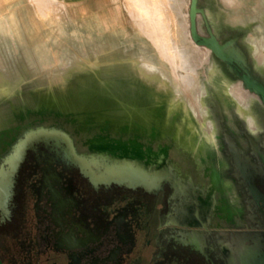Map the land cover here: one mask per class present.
<instances>
[{"label":"flooded vegetation","instance_id":"af4514ba","mask_svg":"<svg viewBox=\"0 0 264 264\" xmlns=\"http://www.w3.org/2000/svg\"><path fill=\"white\" fill-rule=\"evenodd\" d=\"M235 45L258 78L236 40ZM228 66L229 72L219 63L214 68L232 84L231 73L240 78L244 71L236 63ZM214 74L203 101L224 162L215 174L205 154L177 135L180 123L164 119L162 127L148 112L132 118L127 109L108 126L102 120L85 138L88 150L82 153L59 126L25 125L13 132L18 116L24 117L14 111L11 124L0 129L3 264H264V129L258 124L264 111L246 102L241 112ZM92 127L81 126L86 132ZM235 133L248 139L249 151ZM99 137L123 143H93ZM164 138L170 142L162 143ZM175 146L195 162L193 170L184 171L172 157ZM118 166L123 175L114 172Z\"/></svg>","mask_w":264,"mask_h":264},{"label":"rangeland","instance_id":"374dc122","mask_svg":"<svg viewBox=\"0 0 264 264\" xmlns=\"http://www.w3.org/2000/svg\"><path fill=\"white\" fill-rule=\"evenodd\" d=\"M232 1L198 0L203 10L196 17L198 32L208 35L209 27L221 42L235 38L253 73L264 82V0H236L237 8ZM190 5L191 0H0V129L9 126L14 111H19L24 117L18 116L13 132L25 125L59 126L85 153L84 140L98 131L103 115L127 105L131 115L126 117L148 112L162 127L164 119L172 125L180 123L177 135L209 161L212 135L220 150L203 101L214 73L216 84L227 85L241 112L246 102L249 109L263 111L264 104L234 71L232 84L218 75L216 63L228 72L229 66L193 40ZM143 63L154 66L147 65L151 68L147 73ZM159 69L171 73L175 82L170 87L161 83L165 77ZM137 98L141 100L134 108ZM93 111L99 116L90 120ZM258 124L264 129V123ZM92 125L89 132L81 128ZM234 135L249 151L248 139ZM255 138L260 141L259 135ZM178 149H170L172 157L184 171L193 170L195 162ZM225 163L229 183L230 154ZM194 173L197 180H204L200 171ZM231 229L238 228L228 226Z\"/></svg>","mask_w":264,"mask_h":264},{"label":"water","instance_id":"95a60500","mask_svg":"<svg viewBox=\"0 0 264 264\" xmlns=\"http://www.w3.org/2000/svg\"><path fill=\"white\" fill-rule=\"evenodd\" d=\"M198 0H191L190 5V31L193 40L198 44L205 47H208L212 50V52L224 61L226 64L232 66L234 63L238 64L240 68L243 69L244 74L240 75L241 80L244 83V86L256 93L260 96L262 101L264 102V83L260 81L258 78L254 77L252 72L250 71L248 65L246 64V60L236 51L231 48V45L235 41V38L227 40L225 42H220L216 35L213 33L212 29L208 27V35H202L198 32L196 17L199 12H203L197 6ZM107 180H113L118 182H126L123 179L116 178H106ZM0 264L3 262L0 259Z\"/></svg>","mask_w":264,"mask_h":264},{"label":"bare ground","instance_id":"6f19581e","mask_svg":"<svg viewBox=\"0 0 264 264\" xmlns=\"http://www.w3.org/2000/svg\"><path fill=\"white\" fill-rule=\"evenodd\" d=\"M224 1V0H223ZM232 1V0H231ZM236 1V0H235ZM235 1H232V2H230V3H233L234 4V2ZM240 2V1H239ZM235 5V4H234ZM234 7V6H233ZM235 7L237 8V6L235 5ZM201 9V8H200ZM262 37V36H261ZM264 37V36H263ZM262 41H263V39H262ZM262 41H261V43H262ZM257 42H259V41H257ZM236 45H235V41L233 42V44L231 45V48L234 50V51H236V52H238V48H236L235 47ZM262 46V45H261ZM260 46V47H261ZM208 48V47H207ZM208 49H210V48H208ZM210 51L212 52V50L210 49ZM258 52H260V51H258ZM257 52V53H258ZM262 54V53H261ZM150 64V63H149ZM149 64H144L143 63V65H149ZM153 66H154V64H152ZM152 65H149V66H152ZM175 66V65H174ZM173 66V68H175ZM178 66H180V64L178 65ZM141 67V66H140ZM148 67V66H147ZM172 68V69H173ZM148 69H151V68H147V73H148ZM176 69V68H175ZM159 70H162V72H161V74L163 73V75H164V77L165 78H163V81L161 82L163 85H166V86H171V83H173V80L174 79H172V77H171V73L168 71V70H166V69H159ZM154 71V70H153ZM171 71V70H170ZM146 72V71H145ZM174 72H175V70H174ZM147 73H145V75L147 74ZM154 74H155V72H153ZM150 74H152L151 72H150ZM144 75V74H143ZM142 75V76H143ZM149 75V74H148ZM172 75H174V74H172ZM151 76V75H150ZM150 78V77H149ZM177 77L175 76V79H176ZM186 79V78H185ZM181 80V79H180ZM174 82H175V80H174ZM176 83H177V81H176ZM180 83V82H179ZM183 83V82H182ZM185 83H186V81H185ZM175 85V84H174ZM177 85H179V84H177ZM181 85V84H180ZM186 85V84H185ZM187 85H189V82H188V84ZM191 85V84H190ZM182 86H184V85H182ZM181 87V86H180ZM179 87V88H180ZM190 87V86H189ZM189 87H186V88H189ZM192 87V86H191ZM186 88H184V89H186ZM180 89H182V88H180ZM183 89V90H184ZM189 89H192V88H189ZM189 89H186V90H184V91H188ZM178 92H179V90H178ZM177 92V93H178ZM179 94V93H178ZM180 96V95H179ZM178 97V96H177ZM128 99V98H127ZM138 100H141L140 98H137V102H135V104L133 105V107L135 108V107H137V106H139L138 105ZM191 101H192V98H191ZM194 101V100H193ZM196 102H198V101H196ZM191 103H193V102H191ZM194 104H195V102H194ZM193 105V104H192ZM126 107H122V109H114V108H112V109H110V111L108 112V113H105L104 115H103V117L104 118H101V120H104V122H106V123H109V125L110 124H112V123H110L109 121H110V119L113 117V118H117L118 116H121L122 114H123V112L125 111V110H127V105H125ZM129 106V105H128ZM130 106H132V105H130ZM193 107V106H192ZM191 107V108H192ZM206 107V106H205ZM206 109V108H205ZM242 109V108H241ZM68 111V110H67ZM56 113H61L62 114V112H64V111H62V112H58V111H55ZM66 112V111H65ZM69 112V111H68ZM37 113H43V111H41V110H37ZM190 114V113H189ZM99 116L98 115V113L97 112H95V111H93L92 113H91V118H90V120L91 119H94V116ZM193 115V114H192ZM189 117H190V115H189ZM192 120V119H191ZM195 121V120H194ZM199 121V120H198ZM93 123V122H92ZM116 123H119V122H116ZM220 123V122H219ZM122 123H120V125H121ZM205 125H207L206 123H205ZM206 127H208V126H206ZM199 128V127H198ZM211 128V127H210ZM209 127H208V129H209V131L211 132V134H214V131L212 130V129H210ZM258 129V128H257ZM256 129V130H257ZM255 130V129H254ZM260 130V129H259ZM151 134V133H150ZM187 134V133H186ZM156 135V134H155ZM206 136V135H205ZM211 137H213V148H212V150L210 151V158H208L209 159V169H210V172L212 173V174H215L216 172H217V170L218 171H220L222 168H223V157H222V154L220 153V150H219V146H218V144H217V141H216V139H215V136L214 135H212ZM198 140V139H197ZM111 141H113V142H115V143H123L122 141H120V140H112V139H106V138H102V137H99V138H96V139H94L93 140V143H97V144H99V145H103V144H107L108 142H111ZM125 144V143H124ZM132 145H134V144H132ZM160 146V145H159ZM162 146V145H161ZM149 149V148H148ZM163 149H167L166 147L164 148L163 147ZM161 150V149H160ZM207 152V151H206ZM208 169V168H207ZM114 172L115 173H117V174H124V170H123V166H118V167H115V170H114ZM225 190H226V192L228 193V198L230 199V200H232V201H234L235 200V198H236V196H235V194H234V192H233V190L230 188V187H226L225 188ZM236 208V207H235ZM238 210V209H237Z\"/></svg>","mask_w":264,"mask_h":264},{"label":"crops","instance_id":"0c3cea01","mask_svg":"<svg viewBox=\"0 0 264 264\" xmlns=\"http://www.w3.org/2000/svg\"><path fill=\"white\" fill-rule=\"evenodd\" d=\"M217 37V36H216ZM230 39H233V38H230ZM230 39H228V40H230ZM219 40V39H218ZM225 41H227V40H225ZM225 41H223V42H225Z\"/></svg>","mask_w":264,"mask_h":264}]
</instances>
